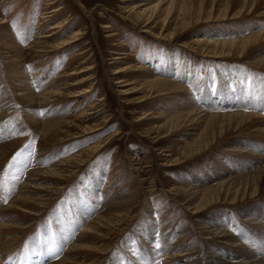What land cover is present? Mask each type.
Returning <instances> with one entry per match:
<instances>
[{
  "label": "rangeland",
  "instance_id": "rangeland-1",
  "mask_svg": "<svg viewBox=\"0 0 264 264\" xmlns=\"http://www.w3.org/2000/svg\"><path fill=\"white\" fill-rule=\"evenodd\" d=\"M138 2L0 0V148L16 144L0 160V264L60 262L77 243V232L97 213V206L115 203L117 196L131 193H136V203L130 212L123 213L127 219L121 229L107 239L111 248L102 264H169L172 254L180 257V251L187 253L192 264H204L205 236L200 229L205 225L204 216L188 212L175 200L171 189L189 186L201 174L216 175L228 169L243 175L264 166L258 165L263 160L253 155L264 154V138L249 132L232 134L184 163H165L166 157L179 150V142L190 140L182 131L168 139L161 135L163 142L155 143L145 132H160L161 115L187 111V97L175 92L148 98L142 87L147 72L157 76L180 71L181 84L189 81L185 85L188 102L200 110L264 117V69L250 60L253 54L264 57V43L244 58L208 57L192 44L201 38L217 43L248 39L264 31V16L249 12L243 19L222 20L217 18L225 12L222 1L195 0L188 11L194 25L173 38H164L165 30L160 33V27H144L130 18L131 13L125 9L139 6ZM232 3L227 14L236 11L238 0ZM144 7L139 10L149 5ZM57 8L61 9L53 12ZM208 16L212 20H206ZM63 20V26L51 29ZM76 33H80L78 40L65 45ZM12 45L20 49L19 67L15 64L17 55L7 47ZM141 67L144 69L139 71ZM116 70L120 73L115 74ZM23 71L28 88L35 94L52 91L56 96L36 108L25 107L20 96L25 92H20V83L15 79ZM168 74L161 78H169ZM232 96L235 99H230ZM29 116L41 121H75L78 128L69 130L63 142L44 144ZM83 128L92 131L83 133ZM233 146L236 150L245 146L252 154L232 151ZM81 155L84 157L75 165H66L65 177L50 178L45 183L59 190L43 208L26 215L11 208L33 179L32 173L53 169ZM255 205L264 211V196L242 209ZM219 210L233 219L229 225L232 231H228L231 238L264 260V229H256L257 224L263 225L264 212L255 221L242 216L240 207L221 205ZM146 221L149 227L162 226L161 230L148 234V230L141 229ZM213 244L209 248L226 251L221 244L216 243L215 248ZM161 250L167 261L161 258Z\"/></svg>",
  "mask_w": 264,
  "mask_h": 264
},
{
  "label": "bare ground",
  "instance_id": "bare-ground-1",
  "mask_svg": "<svg viewBox=\"0 0 264 264\" xmlns=\"http://www.w3.org/2000/svg\"><path fill=\"white\" fill-rule=\"evenodd\" d=\"M194 1L195 0H139L138 2L140 4L139 6L134 8H131L129 6L125 10L126 11L128 10V12L131 13L130 18L133 20L135 24H141V26L143 25L144 27L148 25H151V27H160L161 28L160 33L164 34L162 30H165L166 34L164 35V38H168V37L173 38L176 35H179L183 31L189 29L194 25V23L191 24L192 21L188 19L189 17L188 11L190 8L193 7ZM220 1H222V3L225 4V12L224 14L219 15L217 17L218 19H222V20L243 19L244 16L246 17V15L249 12H251V14H258L264 16V12L263 13L259 12V10L264 9V0H238L237 3L238 5L234 6L236 11L234 13L232 12V14H227V9H229V6L233 4L232 2L236 0H220ZM207 4L210 5V3ZM148 5L149 7L145 8ZM141 7H144L145 9L139 10V8ZM248 7L251 8L252 10L248 11L247 10ZM60 9L61 8H57L53 12L58 11ZM200 19L201 18L199 17L196 20V22ZM210 19L211 17L208 16L206 20L209 21ZM64 22L65 20H63V22H61L59 25L51 29L55 30L60 28L65 24ZM104 29L108 30L109 33L112 32L111 27L108 25H104ZM79 35L80 33H76L71 39L67 40L69 42H67L65 45L74 43L76 40H78ZM112 36L114 35H111L110 37ZM263 43H264V31H260L255 35L250 36L248 39H244L240 41L235 40L232 42L217 43L211 41L209 38L208 39L201 38L192 44L197 48L198 51L201 52V54L207 55L208 57L217 56L221 58H226V57L244 58L247 54L251 53L254 48H257L259 45ZM7 47L11 49V52H13V54L17 55V56L14 55V57L16 58L15 64H18L17 67H19V63H21L22 61V56L19 47L15 45L7 46ZM35 48H38V46H36ZM250 60L252 61V64L258 66L259 68L264 69L263 56L261 57L257 54H253ZM142 69L144 68L141 67L139 71ZM118 73H120V71L116 70L115 74ZM166 73L168 74V71L161 72V74L159 73L160 75L153 76L151 72H147V78L142 83L145 97L161 98L163 96H167L175 92H179L187 97L185 98L186 99L185 108L187 111H184L181 114H177V115L171 114L172 116L161 115L162 118L161 121L163 125L160 132L155 133L154 131L155 129H154V130H148L147 132H145V134L148 137H150V139L155 143L156 142L162 143L163 139L159 138L161 137V135H165L163 138L168 139L169 136L175 135V133L177 132L180 133L183 131L182 135L187 137L190 141L179 142L181 145L179 146V150L173 151L168 156L169 158L166 157L164 159V161H166L165 163L167 164L171 163V165H178L184 163L187 160H190L200 154L205 153L206 151L213 148L216 144H220L219 142L220 140L221 141L226 140L232 134H236V133L243 134L249 132L248 134L251 133L252 135L264 138V117H262L261 115L250 114V113L249 114L232 113V114L220 115V114H210L208 112H204L200 110L199 107L195 105H191L188 102L190 100L189 99L190 97L189 94L187 93L185 85L189 81H186V84H181L182 74H180V71L169 72L168 76L171 75L169 76V78L171 79L166 77L161 78L162 76L167 75ZM75 74L76 73H73L72 75ZM15 79L20 83L21 86V90L19 89L20 92H25L23 94H20V96L23 98L22 101H24L25 107L32 109L36 108L44 103L49 102L51 99H53L56 96V94H54V92L52 91L49 92L46 91L45 94H41V95L35 94L34 90L32 91L31 88H28L29 80H27L25 71H23V73L20 72V74L16 76ZM41 88H44V84L41 86ZM77 95H80V93ZM230 99H235V97L232 96ZM179 102L177 103L179 104ZM177 110L179 111V109ZM52 121L36 120L31 116H29L30 124L35 129V131L40 135L42 143L44 144L58 143L64 140V138H66L67 136L66 134L71 133L69 132V130L73 128H78L75 125V121L74 122H52ZM80 128L81 127H79V129ZM82 130L83 131L81 132L83 133L92 131V129L90 128H83ZM154 135H156V137H152ZM15 145L16 144L13 143L11 145H6L1 147L0 160L4 159V157L8 154V152L11 149L15 147ZM234 146L231 148L232 151H238L240 153L247 152L250 155L252 154L250 153L251 149L246 150L245 146H242V149L240 148L237 150L235 149L236 147ZM84 155H81L79 158H75V159L73 158L68 162H62L53 169L36 171L32 173L33 179H29L30 183L24 187L25 190H23L21 195H19L13 201V203L11 204V208L15 210H20L24 212L25 215L32 214L33 211L35 212L37 209L43 208V206L49 200V198L59 190V188H57L58 187L57 185H55L57 187H47L45 183L47 181L49 183V181H51V179L54 178L65 177L66 174L68 173V170L66 169V165L68 164L71 166L75 165L78 161H80L84 157ZM253 155L257 156V159L260 161L262 159L263 161L259 162L258 165H260V163L263 165L264 154L262 155L253 154ZM87 191L90 192L89 190ZM93 191H91L90 194ZM24 192L25 193L28 192L29 196L28 197L23 196ZM99 193L100 196L104 195V192H102L103 194L101 192ZM171 193L174 195L175 200H177L183 206H185V209L188 212H190L192 215H198L200 217L204 216L203 221L205 225L202 228H200L202 230L201 233L205 236L203 242V245L206 246V251H203L205 252L204 264H264L263 259H260L257 256L251 254V252L249 251H246L244 247L240 244L241 242L239 243V241L233 240L231 238L230 232L228 231L231 230L230 226L233 223V219L229 218L230 215L225 211L219 210V206L221 205L235 206L236 208L240 207V212L242 216L244 217L246 216L251 218L250 220L254 219L255 221H257L258 214H260V212L261 213L264 212L262 210L260 211V207L258 205L248 207L246 208V210H243L242 207H244L247 204L249 205L250 202L261 200L262 196H264V166H262L261 169L257 171L243 175L241 174L237 175L234 172L230 173L228 169H224V171L221 170L216 175L201 174L189 186L173 187L171 189ZM96 195L98 196V193H96ZM117 197L119 198L115 203L112 202L109 204H105L103 206L99 205L96 207L98 208L97 209L98 211L97 213H95L94 217L92 216V219L88 221V223L86 224L87 226L85 228L81 227L80 231L77 232L78 241L70 249V253H67L66 257L56 264H102L103 258L108 253L109 248H111L106 244L107 239L109 240V236H112V234L114 235L116 231L121 229V227L123 226V224L126 222L127 219L126 215H124L123 213L125 211L130 212V208L132 210L134 203H136L134 201L135 200L134 198L136 197V193L124 194L123 196H117ZM147 221L141 229L143 231L148 230L147 231L148 234L153 233L154 235L158 233L160 229L159 227L162 226L149 227L150 224ZM262 224L263 225L257 224L256 229L258 230L264 229V219ZM225 226H227L228 228L227 229L224 228ZM6 228L8 227L7 226L5 228L3 227V229ZM140 233L145 234L146 232L140 231ZM210 243L211 244L215 243L213 244L212 247H214L216 243L221 244V246H223V248L226 251L218 252L215 249H211L209 248L211 246ZM253 245H255V242ZM160 253H161L160 255L161 258L162 257L165 259L167 258L165 257L167 256L165 255V252L161 250ZM72 254L74 255V258L72 257V259H70L69 256ZM179 254L181 255L180 257H178L175 254L174 255L172 254L169 264H192L190 258L187 257V253H185L184 251H180ZM174 260H176V262ZM165 261H167V259Z\"/></svg>",
  "mask_w": 264,
  "mask_h": 264
}]
</instances>
